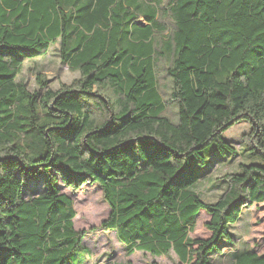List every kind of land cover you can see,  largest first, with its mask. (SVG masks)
<instances>
[{
	"label": "trees",
	"instance_id": "trees-1",
	"mask_svg": "<svg viewBox=\"0 0 264 264\" xmlns=\"http://www.w3.org/2000/svg\"><path fill=\"white\" fill-rule=\"evenodd\" d=\"M56 43L78 78L52 89L39 71L35 90L17 80ZM243 120L247 148L264 157V0H0V264L91 253L59 179L102 188V226L127 255L217 264L243 207L264 202V165L226 173L213 202L194 190L196 166L212 145L235 151L224 135ZM231 264H264V251Z\"/></svg>",
	"mask_w": 264,
	"mask_h": 264
},
{
	"label": "rangeland",
	"instance_id": "rangeland-1",
	"mask_svg": "<svg viewBox=\"0 0 264 264\" xmlns=\"http://www.w3.org/2000/svg\"><path fill=\"white\" fill-rule=\"evenodd\" d=\"M39 71L46 76L49 87L52 89H58L62 84H71L80 76V71L71 69L68 63L62 61L60 43L54 44L44 56L26 61L17 80L23 81L31 90L38 89L37 73ZM251 130V124L243 120L226 131L224 136L234 143L235 151L220 152L216 145L204 151L207 163L205 166H196L201 178L194 185V190L201 193L204 200L213 202L220 196L227 186L224 175L231 171H239L240 163L264 165V157L246 146ZM46 174L47 172L43 170L38 178L45 181ZM28 184L31 194L43 188L42 183L35 184L34 181H30ZM59 185L62 191L67 192L74 199L77 213L74 218L75 226L87 231L84 242L91 253L82 264H114V262L127 260H131L133 264H176L178 261V256L173 251L167 255L156 256L147 251L137 250L127 255L125 246L117 238L115 230L102 226L111 211L102 188L97 184L86 183L75 190L66 186L61 179H59ZM26 192L28 193L25 190ZM207 218L204 213L200 216L198 235L206 233L204 223ZM230 230L234 240L230 243L226 239L221 240L222 250L215 251L212 255L217 264H231L235 254L248 248L258 252L264 251V202L243 207L239 222L232 224Z\"/></svg>",
	"mask_w": 264,
	"mask_h": 264
}]
</instances>
